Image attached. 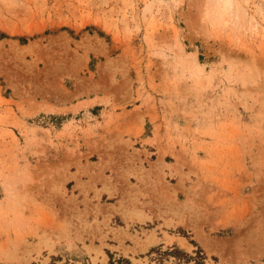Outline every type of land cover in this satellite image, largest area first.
Instances as JSON below:
<instances>
[{"label":"rangeland","instance_id":"rangeland-1","mask_svg":"<svg viewBox=\"0 0 264 264\" xmlns=\"http://www.w3.org/2000/svg\"><path fill=\"white\" fill-rule=\"evenodd\" d=\"M173 247L264 264V0H0V264Z\"/></svg>","mask_w":264,"mask_h":264},{"label":"trees","instance_id":"trees-1","mask_svg":"<svg viewBox=\"0 0 264 264\" xmlns=\"http://www.w3.org/2000/svg\"><path fill=\"white\" fill-rule=\"evenodd\" d=\"M160 251V254L162 257H164V255L166 256H173L175 258V262L174 264H181L183 261L184 262H190L192 260H195V264H203V261L201 260H196L194 258V256H192L191 254L181 250L179 247H173V248H170L168 250H161V249H158ZM202 260H204V257L203 255L201 256ZM127 262L129 263V261L127 260Z\"/></svg>","mask_w":264,"mask_h":264}]
</instances>
